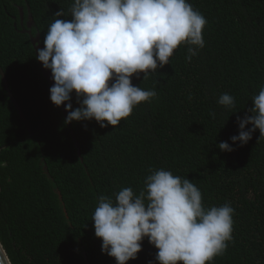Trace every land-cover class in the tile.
Instances as JSON below:
<instances>
[{
	"label": "trees",
	"instance_id": "obj_1",
	"mask_svg": "<svg viewBox=\"0 0 264 264\" xmlns=\"http://www.w3.org/2000/svg\"><path fill=\"white\" fill-rule=\"evenodd\" d=\"M188 2L207 20L204 47L188 61L181 44L147 79L133 75L156 97L119 126L100 127L95 119L64 123L68 113L51 102L36 59L49 24L70 19L72 0H0V68L23 115L0 74V240L12 264H116L95 236L98 198L114 200L124 187L139 194L161 168L192 180L205 207L234 209L233 239L206 264H264V136L257 129L243 146L230 139L264 87V0ZM223 93L236 109L217 103ZM71 103L79 107L75 93ZM157 251L145 238L127 264H159Z\"/></svg>",
	"mask_w": 264,
	"mask_h": 264
},
{
	"label": "clouds",
	"instance_id": "obj_2",
	"mask_svg": "<svg viewBox=\"0 0 264 264\" xmlns=\"http://www.w3.org/2000/svg\"><path fill=\"white\" fill-rule=\"evenodd\" d=\"M69 12L70 19L49 24L36 56L51 71L50 100L57 107L64 105L65 124L95 119L100 127L119 126L135 106L157 95L154 89L134 86L133 75L143 73L147 79L169 64L181 44L188 46V61L205 45L202 30L207 20L188 0H72ZM73 93L79 102L75 109ZM251 100V115L237 116L239 134L230 137L240 146L257 129L264 136V87ZM217 103L237 107L228 93ZM218 147L234 150L227 142ZM144 185L139 194L124 187L114 200L99 196L91 220L102 252L116 264H127L137 258L147 238L158 249L159 264H206L224 254L233 239L230 204L205 207L192 180L163 168L150 170Z\"/></svg>",
	"mask_w": 264,
	"mask_h": 264
},
{
	"label": "water",
	"instance_id": "obj_3",
	"mask_svg": "<svg viewBox=\"0 0 264 264\" xmlns=\"http://www.w3.org/2000/svg\"><path fill=\"white\" fill-rule=\"evenodd\" d=\"M25 31H27L30 34V30H23V32H25ZM30 38H31V41H32L33 44H36V42L38 41V37L30 36ZM39 47H41L40 44H37L35 46L36 50ZM39 63H40L41 69L43 71V74L48 78V80L50 81L51 85H53L54 84V80L52 79L51 71L49 69H45L43 67V65H42V62L39 61ZM0 74H1V76L3 78V80H4L5 88L8 90V93H9V96H10L11 100L13 101L15 107L18 109L20 115L23 117L18 103L15 101L13 95L9 91L5 75H4L3 70L1 68H0ZM64 112H65V109H64ZM25 123H26L27 128L29 129V124L27 123V121H25ZM0 264H12V262H11L9 256H8V254H7V252H6L5 248H4L1 240H0Z\"/></svg>",
	"mask_w": 264,
	"mask_h": 264
}]
</instances>
